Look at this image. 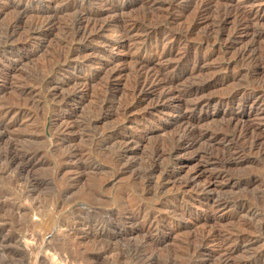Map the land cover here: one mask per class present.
<instances>
[{
  "label": "rangeland",
  "instance_id": "obj_1",
  "mask_svg": "<svg viewBox=\"0 0 264 264\" xmlns=\"http://www.w3.org/2000/svg\"><path fill=\"white\" fill-rule=\"evenodd\" d=\"M262 59L264 0H0V264H264Z\"/></svg>",
  "mask_w": 264,
  "mask_h": 264
},
{
  "label": "bare ground",
  "instance_id": "obj_2",
  "mask_svg": "<svg viewBox=\"0 0 264 264\" xmlns=\"http://www.w3.org/2000/svg\"><path fill=\"white\" fill-rule=\"evenodd\" d=\"M55 2V1H54ZM80 2V1H79ZM100 2V1H99ZM204 2V1H203ZM207 2V1H206ZM95 3V2H94ZM201 3H202V1H201ZM116 4V3H115ZM200 4V3H199ZM198 4V10L196 11L197 12V15H196V13H195V19H194V21L193 22H191L190 23V25H189V27L187 28V29H185V30H183L184 32H187V33H191V32H193L196 28H197V22H198V20L204 15V13L205 12H207V11H209L210 10V7H209V4H205V3H202V4H200L199 5ZM99 5V4H98ZM245 7V6H244ZM238 8H239V6H238ZM105 9V8H104ZM224 9V8H223ZM243 9V8H242ZM230 10V9H229ZM225 12V11H224ZM232 12V11H231ZM236 12V11H235ZM227 13V12H226ZM252 11H250L249 10V12H246V10L244 11V12H239L238 11V13H236L235 14V16L237 17V21H238V23H239V25L240 26H243L244 28H246V29H249L250 27H252V25H251V21L252 20H254L253 18H252ZM90 15H92V12H89V11H87V12H84V13H81V17H80V19L79 20H77V21H74V23H72L73 25H72V28L75 30V29H77V31H75V34H77V35H81V36H83L85 33H88V30H89V28H92V27H90L91 25H94L95 23H91V19H90ZM226 15V14H225ZM204 17V16H203ZM92 18V17H91ZM101 18V17H100ZM205 19H207L206 17H204ZM220 18V17H219ZM235 18V17H234ZM85 19V20H84ZM92 21H93V19H92ZM236 21V20H235ZM236 21V22H237ZM253 22V21H252ZM44 23H45V21H44ZM47 23V22H46ZM50 23L51 22H49L48 23V25H50ZM54 23V22H53ZM52 24V23H51ZM69 24V23H68ZM219 25V24H218ZM96 26V25H95ZM48 27V26H47ZM51 27H52V25H51ZM71 27V26H70ZM239 28V27H238ZM130 29V28H129ZM90 31V30H89ZM208 31H206V33H207ZM211 33V32H210ZM210 33H207L206 34V36H205V38H211L210 37ZM251 34V33H250ZM200 35V34H199ZM204 35H205V33H204ZM255 35V34H254ZM262 34L261 33H259V34H256L255 35V38H257L258 36H261ZM86 36V35H85ZM88 36V35H87ZM204 38H202V40H203ZM256 40V39H255ZM204 41H206V40H204ZM208 42V41H207ZM243 51V50H242ZM249 51V49H247L246 51H244L243 53H242V56H247V52ZM262 60H264V59H262ZM261 61V60H260ZM143 73V72H142ZM151 81V78L149 77V76H147L146 74H145V76L143 75V74H141V71L139 72L138 70H137V77H136V82H135V85H134V91H135V93L136 92H138L140 89H142L141 87H143L145 84H148L149 82ZM153 81V80H152ZM104 96V95H103ZM7 116H8V112H6L5 114H1L0 113V162L2 163H7L8 164V166H10V167H14L19 173H28L29 174V170H30V167H31V163H25L24 161H22L21 159H20V155H17V153L18 152H16L17 151V147L18 146H16V143L15 142H13V141H11V142H8L7 143V145H6V147L5 148H2V146H1V141L4 139V129H6V127H7V125H6V118H7ZM239 124V123H238ZM243 124V123H242ZM231 126V125H230ZM229 127V126H228ZM232 127V126H231ZM227 128V127H226ZM228 132H229V134H230V139H232V141L234 140V139H238V140H241V139H246V138H248L250 135H251V137H250V139H252V137H256L257 136V133H258V131H260V129H257L256 128V126H254V127H252V126H237V125H235L233 128H231V129H226ZM225 132V131H224ZM228 132H227V134H228ZM193 133H194V130H193ZM260 135V134H259ZM258 135V136H259ZM206 136V135H205ZM204 136V137H205ZM262 137V136H261ZM256 138H258V137H256ZM255 139V138H254ZM262 142H263V140H262ZM4 143V142H3ZM251 144L249 145V146H247V143L245 144L247 147H246V149L245 150H248V149H251L253 146H258V145H260L261 143H260V141H259V139H256V140H253L252 142H250ZM165 145V144H164ZM262 145H263V143H262ZM244 147V146H243ZM263 147V146H262ZM262 147H260V148H262ZM161 148V147H160ZM241 149V148H240ZM255 149V148H254ZM244 150V149H243ZM252 150V149H251ZM20 153V152H19ZM30 157V156H29ZM33 157V156H32ZM21 158H23V157H21ZM29 158H27V161H29L28 160ZM36 159V158H35ZM34 162V161H33ZM26 177H27V174H26ZM29 178V177H28ZM35 179V178H34ZM34 183V182H33ZM135 216V215H134ZM149 216V215H148ZM139 217V216H138ZM132 218H134V217H132ZM137 220V219H136ZM137 229V228H136ZM134 230V229H133ZM142 230V229H141ZM157 232V231H156ZM57 237V236H56ZM133 237V236H132ZM54 238V237H53ZM149 238V237H148ZM205 239V238H204ZM204 239H201V240H203V242L201 243V245H200V242H199V248L200 247H202L203 245H204ZM86 240V239H85ZM53 241L55 242V241H59V240H57V239H53ZM52 241V242H53ZM53 242V244H55ZM53 244H50L48 247L49 248H51V247H53L52 245ZM197 248H198V246H197ZM199 248H198V250H197V253L199 254L200 252H199ZM196 250V249H195ZM194 250V251H195ZM106 256H102L100 259H98V260H102V261H108L107 259H110L109 257H108V255L107 254H105ZM199 256V255H198ZM260 259V258H259ZM222 262V261H221ZM219 264V263H218ZM221 264H229L227 261H223Z\"/></svg>",
  "mask_w": 264,
  "mask_h": 264
}]
</instances>
